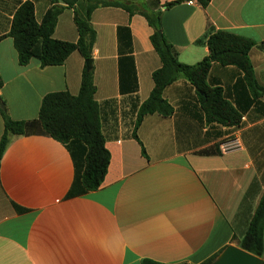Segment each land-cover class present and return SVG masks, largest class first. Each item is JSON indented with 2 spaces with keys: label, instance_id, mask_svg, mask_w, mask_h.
<instances>
[{
  "label": "crops",
  "instance_id": "0c3cea01",
  "mask_svg": "<svg viewBox=\"0 0 264 264\" xmlns=\"http://www.w3.org/2000/svg\"><path fill=\"white\" fill-rule=\"evenodd\" d=\"M27 1L40 23L49 0H0V97L14 121L32 123L10 141L1 162L0 264H202L239 247L235 238L244 235L264 194V0H212L207 8L192 0L167 10L176 0H109L163 10L164 35L182 64L209 56L207 39L219 31L253 43L258 87L218 62L208 77L241 116L239 125L209 122L200 93L182 78L164 92L174 114L146 116L139 141L138 111L162 66L153 29L138 12L94 10L95 98L110 153L105 181L94 192L82 185L86 145L63 144L39 123L46 95L79 94L86 60L76 51L60 66L43 68L37 59L21 66L7 35ZM87 7L80 1L65 8L54 38L78 42L75 15L85 19ZM4 132L0 111V141Z\"/></svg>",
  "mask_w": 264,
  "mask_h": 264
},
{
  "label": "trees",
  "instance_id": "16d2710c",
  "mask_svg": "<svg viewBox=\"0 0 264 264\" xmlns=\"http://www.w3.org/2000/svg\"><path fill=\"white\" fill-rule=\"evenodd\" d=\"M50 8L40 23L35 16L34 4L23 3L17 10L8 37L14 41L21 66H26L32 59H37L41 67L63 65L69 56L79 52L88 61L92 59V51L96 42V31L91 24V16L98 7L117 6L126 9L130 14L140 13L146 18L153 29L151 42L160 57L162 66L153 73L154 88L148 98L139 108L134 138L139 141L137 130L148 115L159 114L170 117L174 109L164 97L166 88L178 81L187 79L200 93L203 109L209 122L226 126H236L241 122V116L225 100L220 89L211 88L208 77L215 62L222 66H234L241 70L251 87H258L254 68L250 60V50L253 43L245 38L227 33L217 32L207 39L210 55L195 65L182 64L174 46L167 40L162 27L163 10L148 11L145 8L127 6L109 0H49ZM88 3L85 19L75 15V24L79 33L76 43L59 41L54 38L55 29L60 15L65 8H73L80 2ZM192 0H176L164 5L163 9H171L183 2ZM203 8H207L212 0H195ZM216 56L213 61L212 57ZM4 82L0 75V90ZM96 86L93 70L87 67L82 75L81 88L78 95L69 92H56L44 97L39 123L43 133L63 144L78 140L86 145L87 154L85 169L82 175V185L85 192L98 191L106 178L110 165V153L106 148V139L102 132L100 108L96 101ZM0 111L4 119L5 132L0 141V168L4 153L15 136L26 134L31 122L14 121L1 99ZM145 155V149L143 148ZM240 249L264 258V194L249 222L244 235L238 239ZM219 254L202 264H214ZM142 264H157L144 260Z\"/></svg>",
  "mask_w": 264,
  "mask_h": 264
},
{
  "label": "water",
  "instance_id": "95a60500",
  "mask_svg": "<svg viewBox=\"0 0 264 264\" xmlns=\"http://www.w3.org/2000/svg\"><path fill=\"white\" fill-rule=\"evenodd\" d=\"M215 59L216 56H213L212 60L214 61ZM86 65L87 69L91 70L92 60L86 61ZM0 105H2L1 100ZM214 264H263V261L239 247H229Z\"/></svg>",
  "mask_w": 264,
  "mask_h": 264
},
{
  "label": "built area",
  "instance_id": "2783aa9c",
  "mask_svg": "<svg viewBox=\"0 0 264 264\" xmlns=\"http://www.w3.org/2000/svg\"><path fill=\"white\" fill-rule=\"evenodd\" d=\"M190 4H193L192 2H189Z\"/></svg>",
  "mask_w": 264,
  "mask_h": 264
}]
</instances>
